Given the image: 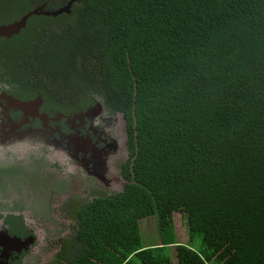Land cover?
Wrapping results in <instances>:
<instances>
[{
    "label": "trees",
    "instance_id": "16d2710c",
    "mask_svg": "<svg viewBox=\"0 0 264 264\" xmlns=\"http://www.w3.org/2000/svg\"><path fill=\"white\" fill-rule=\"evenodd\" d=\"M68 2L0 38V77L60 110L98 96L127 156L48 264H264V0H0V23Z\"/></svg>",
    "mask_w": 264,
    "mask_h": 264
},
{
    "label": "flooded vegetation",
    "instance_id": "af4514ba",
    "mask_svg": "<svg viewBox=\"0 0 264 264\" xmlns=\"http://www.w3.org/2000/svg\"><path fill=\"white\" fill-rule=\"evenodd\" d=\"M1 78L0 264H30L36 256L33 243L36 231L44 228L37 226L36 220L43 219L44 225L51 226L49 217H53L47 209L43 216L36 212L32 179L36 181L42 173L43 179L40 180L51 182L50 187L60 182L64 185L68 179L64 172L65 166L53 168L55 171L59 169L53 173L46 166H38L35 159L37 156L49 160L55 158L56 161L62 159L66 166L74 164L82 169L80 172L85 170L109 183L110 178L109 181L105 179L103 172L111 166L107 160L111 151L115 156L120 145L116 144L109 132L102 130L101 125L107 126L113 119L122 124L124 157L119 163L120 169L127 156L124 121L120 111L106 107L98 96H91L90 103L82 108L71 109L66 106L60 110L45 103L39 93L31 96L15 93L14 88ZM19 101L24 102L22 104ZM64 150L76 161L69 162ZM111 161H114L113 157ZM102 193L111 192H96L90 199ZM60 197V194L57 195L52 204Z\"/></svg>",
    "mask_w": 264,
    "mask_h": 264
},
{
    "label": "rangeland",
    "instance_id": "374dc122",
    "mask_svg": "<svg viewBox=\"0 0 264 264\" xmlns=\"http://www.w3.org/2000/svg\"><path fill=\"white\" fill-rule=\"evenodd\" d=\"M65 5H67V3ZM34 8H37L42 12L54 11L47 9V7L42 3L36 4ZM101 127L103 131L110 133L116 144L118 143L120 145L118 153L115 156H113L111 151V154L107 159L111 162V166L103 172V177L105 179H108L109 181L110 178L109 183H105L104 180L94 177L91 173H88L85 170L80 172L82 169H78V167L74 164L66 166L62 159H58L56 161L55 158L49 160L48 158H42L39 156L35 159V163L38 166H46L48 169L53 171V173L59 171V169H56L55 171L53 168L65 166L67 170L64 169V172L66 173V177L68 179L67 181H64V185L60 182V184L52 187L49 186L51 182L45 183L40 180L43 179L41 176L42 173L37 176L36 181L32 179L31 185L34 187L36 193V201L34 203V207L37 209L36 212L38 215L43 216L45 214V210L47 209L48 213L50 212L53 217H49L51 226L44 225L45 220L43 219L36 220L37 226H43L44 228L43 230L36 231L35 241H33L35 244L34 249L36 250V256L32 258L30 264H48L51 261L52 255L58 246L57 239L68 235L74 225L73 219L69 216V212L75 202L89 200L96 192L99 193L102 191L109 193L120 190L122 178L120 177L118 169L119 163L124 157V147L122 144L123 127L120 122L114 119L111 120L107 126L101 125ZM51 148L53 149V147ZM64 155L67 157L69 162L70 160L74 162L76 161L73 157L69 156L65 150ZM112 157L114 158V161H111ZM53 160L54 162H52ZM51 171L50 173H52ZM33 181H35V183ZM59 194L61 197L55 204H52L54 203L56 196ZM172 219L176 240L178 242L185 243L186 232L184 226V216L179 212H173ZM138 225L142 244L148 245L157 242L155 238L153 219L150 218V216L149 218L144 217L140 219L138 221ZM169 250L171 254V262L172 264H175L172 246L169 247Z\"/></svg>",
    "mask_w": 264,
    "mask_h": 264
},
{
    "label": "water",
    "instance_id": "95a60500",
    "mask_svg": "<svg viewBox=\"0 0 264 264\" xmlns=\"http://www.w3.org/2000/svg\"><path fill=\"white\" fill-rule=\"evenodd\" d=\"M67 6H69V2L67 3V5L62 6L60 8H57L54 11H49V12H42L41 10H39L37 8L31 9L29 12H26L24 15L20 16L16 20H13V21L8 22V23L0 24V36L9 37L13 34H16L19 31V29L24 26L26 18L31 13H44V14L54 15V14L61 12V11L68 12ZM19 102H22V104H23L24 101H19Z\"/></svg>",
    "mask_w": 264,
    "mask_h": 264
}]
</instances>
